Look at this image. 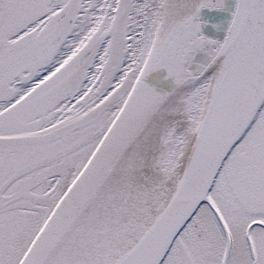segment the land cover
<instances>
[{"label":"snow or ice","instance_id":"obj_1","mask_svg":"<svg viewBox=\"0 0 264 264\" xmlns=\"http://www.w3.org/2000/svg\"><path fill=\"white\" fill-rule=\"evenodd\" d=\"M0 264H264V0H0Z\"/></svg>","mask_w":264,"mask_h":264}]
</instances>
